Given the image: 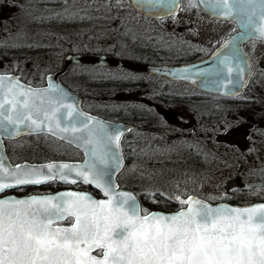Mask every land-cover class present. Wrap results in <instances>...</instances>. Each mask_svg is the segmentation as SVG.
<instances>
[{
    "label": "snow or ice",
    "instance_id": "6c2138e0",
    "mask_svg": "<svg viewBox=\"0 0 264 264\" xmlns=\"http://www.w3.org/2000/svg\"><path fill=\"white\" fill-rule=\"evenodd\" d=\"M62 2V11L48 10L50 15L37 20L62 23L85 18L81 10L71 9L68 0ZM148 2L162 6L175 22L179 0ZM201 4L216 18L235 22L241 32L223 43L212 68L197 75L219 87L224 86L219 78L226 72L232 89L225 94L239 96L237 89L246 86L245 75L250 77L252 68L239 42L264 40V0H189L187 8ZM120 6V0H107L109 11ZM69 99L51 78L47 88H33L17 77L0 75V129L10 137L20 135L21 126L29 134L46 132L83 148L85 154L80 164L15 167L6 165L0 155V194L59 181L92 185L104 197L67 191L0 198V264H264V203L213 207L184 194L170 197L181 206L174 213L142 209L137 196L120 191L114 179L123 167V131L78 110ZM156 195L144 193L153 203Z\"/></svg>",
    "mask_w": 264,
    "mask_h": 264
},
{
    "label": "flooded vegetation",
    "instance_id": "af4514ba",
    "mask_svg": "<svg viewBox=\"0 0 264 264\" xmlns=\"http://www.w3.org/2000/svg\"><path fill=\"white\" fill-rule=\"evenodd\" d=\"M185 1L182 0L181 8ZM63 9L62 0H0V74H14L28 82L30 77L36 76L37 72L33 67L24 68L22 62L16 63L11 59L24 53L29 54L30 58L43 53L45 57H49L48 54L50 57L61 55L64 62V32L56 35L50 32L45 37L55 21L37 20L38 17L50 15L48 10ZM130 10L136 18L115 17L108 23L113 29L112 37L124 35L123 43L113 41L109 47L104 45L101 49L83 50L77 45L76 49L67 52L110 54L142 64L174 66L201 60L220 45L218 43L208 48L209 45H204L207 40L185 35L182 27L178 29L173 26L175 24L172 17L160 19L138 13L133 7ZM55 23L64 29V22ZM97 24L88 25L90 29H95ZM26 25L32 33L26 30ZM77 25L83 26V23L78 21ZM188 25L192 27L193 22ZM245 47L252 73L239 96L216 93L186 81L116 65L74 64L60 79L80 92V104L86 111L131 126V131L128 129L123 133L121 142L125 157L124 169L142 163L138 158L141 153L147 158L143 163L149 166H166L168 162L175 164L174 161L181 158V152H189V162L205 168L209 173L205 180L225 185L226 190L222 193L215 192L213 200L221 199L232 203L264 201V40L249 39L245 42ZM63 62L44 71V78L34 80L33 84H45L46 74L57 71L63 66ZM77 66L95 69L92 77L85 82L92 84L91 86L79 85L69 80L77 79L73 73V68ZM127 75H134L139 79L120 78ZM26 136L32 137L25 138L24 143L28 141L29 145L23 144V147L33 150L36 148L35 134L23 137ZM52 144L63 149L64 159L83 158L82 149L67 141ZM6 147L8 149L7 145ZM13 148L16 153L20 146ZM182 158L185 159L184 156ZM214 171H217L216 175L219 177H212ZM230 187L234 188L229 190ZM85 188L88 187L80 182L73 185L57 181L41 186H23L14 191L18 194H45L61 189ZM130 188L136 191L142 209L149 211L148 207L156 208L154 206L164 201L174 203L173 206L179 205L170 199L172 195L161 190ZM145 192L157 193V202L146 199ZM159 193H163V196Z\"/></svg>",
    "mask_w": 264,
    "mask_h": 264
},
{
    "label": "rangeland",
    "instance_id": "374dc122",
    "mask_svg": "<svg viewBox=\"0 0 264 264\" xmlns=\"http://www.w3.org/2000/svg\"><path fill=\"white\" fill-rule=\"evenodd\" d=\"M106 3L107 1L105 0H68V5L71 6V9L74 11L81 10L80 14L85 18L83 20L77 18L74 21L64 22V29L58 23L54 22L50 31L45 34V37L49 35L50 32L53 35L64 32V55L70 49H76L77 45H80V50H83V48L101 49L104 45L109 47L113 41L123 43V41H125L124 35H115L112 37L113 29H111L112 27L108 23L115 17L136 18V15L130 13L131 0H120L121 6L112 7L111 11L106 7ZM188 3L189 0H186L184 7L175 14V22L173 21L175 25L173 26L178 29L182 27L185 35L207 40V44H204L206 47L209 45L208 48H212L215 44L220 43L224 38L236 30L235 23L213 19L204 13L200 6L195 9H188ZM78 21L82 22L83 26L77 25ZM95 22L98 23L95 29H90V25L88 24H94ZM190 22H193L192 27L188 25ZM25 28L29 33H32L28 25H26ZM48 56L49 57H45L43 53L34 56V58H30L31 56H29V54L24 53L22 56L12 57L11 59L16 63L22 62L23 65H25L24 68L26 67L29 69L33 67L35 69V72H37L35 74L36 76L28 79L29 82L33 83L34 80L39 81L44 78V71L53 69L63 61L61 55L50 57L48 54ZM5 61L8 62V59H5ZM94 71L95 69L88 66L75 68L73 73L77 79L71 80L79 83V85L91 86L92 84H87L85 82L92 77ZM25 75L26 73L23 76ZM24 144L29 145L28 141ZM217 145L221 147L219 144ZM222 147H224V145ZM32 152V149H27V147L24 148L22 145L17 149L14 159L29 160L32 157L39 158L43 153L42 149L39 148V156ZM180 154L181 158L174 161L175 164L168 162L166 166H164V164L149 166L146 163H140L136 166L129 165L133 170H131L130 167H126L118 177L123 184L131 185L138 190H161L172 196L195 193L212 197L216 193H222L225 189L224 184H219L217 181H211L209 183L204 179L209 175L207 170L192 165V162L188 160L189 152H181ZM183 156L185 159L182 158ZM138 158L143 162L147 160L142 153L138 155ZM39 159H42V157ZM214 172L215 174H213L212 177L218 174L217 171ZM216 177H219V175H216ZM233 188L234 187H230L228 189L232 190Z\"/></svg>",
    "mask_w": 264,
    "mask_h": 264
},
{
    "label": "water",
    "instance_id": "95a60500",
    "mask_svg": "<svg viewBox=\"0 0 264 264\" xmlns=\"http://www.w3.org/2000/svg\"><path fill=\"white\" fill-rule=\"evenodd\" d=\"M131 1H132L133 6L138 10V12L140 11V12H142L144 14H147V15L153 16V17L167 16L164 8L162 6H160V5H158V4L149 3L148 0H131ZM179 6H180V0H179ZM201 6L210 15H212V13H211V11L209 9H206L204 7V5H202V4H201ZM213 17H215V16H213ZM220 19H223V18H220ZM240 32H241V29L238 26V30L234 34H232L230 37H228L225 41L229 40L232 37L237 36ZM246 40L247 39H244L243 41L239 42V48L241 50V54H246L248 60L250 61L249 56H248V54L246 52V49L244 47V42ZM223 43L214 52H212L210 55H208L207 57H204L201 60H198V61H195V62H192V63H186L184 65L180 64V65H174V66H172V65L142 64V63H139V62L131 61V59L130 60L119 59V58H116V57H114L112 55H107V54H95V53L67 54L65 56V58H64L63 67L60 68L59 70H57V72L50 73V74L47 75V84H44L42 86H37V85H33V84H30V83H27V82L25 83V81L21 80L20 78H19V80H20V83H22L24 85H27V86H31L33 88H47L48 82H49V78H51L52 83L54 85H58L68 95V97L70 98L68 102H74L75 106L78 108V110L86 113L87 115H90V116L98 118L99 120H101V121L105 122L106 124L110 125L112 128H119V129H121V131H123V133H125L131 127L129 124L107 120V119L101 118L100 116H97V115H94V114H90L89 112L85 111L81 107V104H80L81 103V95L78 94L79 92L70 89L65 84H62V81L60 80L59 76L62 73H64L68 69V67L70 65H72V64L121 65L123 67L130 68V70L131 69H134V70H141L142 69V70L150 71L152 73H156V74H160V75H163V76L170 77L171 79L184 80V81H187V82L191 83L192 85L198 86L199 88H203V89L210 90V91H213V92H217V93H220V94H225L226 92H228V91H230L232 89V85L227 83V80H226L227 73L226 72L224 73V76L219 78V79H221L224 82V86H219V87L217 86V84L211 82V79L209 80L208 83H204L203 82L204 78L197 75V73L201 72L202 70L208 69V68H212L214 66V64L216 63V59H215L216 53L219 50H221V46L223 45ZM225 51H227V50H225ZM185 69H188L189 71L188 72H184ZM251 73H252V68H251ZM0 75H3V74H0ZM4 75L14 76V74H6V73ZM14 77L18 78V76H14ZM185 77H188V78H185ZM249 78L250 77L246 73L245 79H246L247 82H248ZM243 88L244 87H240V88L237 89V91L240 92ZM225 95H231V94H225ZM21 129H22V131H21L20 135L13 134L11 137L9 136L8 132H5L3 129H0V155H2L5 158V164L6 165L11 164L13 167H15V165H17V164L44 165V164H48V163H57V164H60V163H70V164L83 163V161L85 159V154L83 156V159H81V160H63V159L51 160L50 159V161H46V162H30V160L29 161L25 160V161H21V162H17V163H12L11 161H9L10 159H9L7 153H6L4 139H6V138H16V137L18 138L19 136H22V135H25V134H29L28 130L24 129L23 126H21ZM42 133H46V132H42ZM32 134H34V133H32ZM121 140H122V138H121ZM73 145H75V144H73ZM75 147H77V146L75 145ZM80 149H82V151L84 153L83 148H80ZM121 149H122V146H121ZM122 153H123V151H122ZM123 165H124V155H123ZM118 172L116 173L115 176H117ZM114 179L116 181V184L119 187L117 178L114 177ZM90 186L95 188L92 185H90ZM10 190H13V189H9V190H6V191H10ZM119 190L120 191L131 192L134 195H136L134 191L129 190V189H125V188L119 187ZM67 191L88 193L91 196H93V198H95V199H103L104 198L102 194H101V196H97V195H94L93 193H91L90 191H84V190H80L79 191V190H74V189H63V190H59V191H57L55 193H52L50 195H56L58 193L67 192ZM2 194H0V198H3L4 196H13V197H16V198H25V197L30 196V195H21V194L17 195V194H14V193H9V194H6V195H2ZM33 195H45V194H33ZM191 195L197 197L198 199H201V200L205 201L206 203L211 204L213 207L218 206L220 204H226V205L231 206V207H244V206H254L256 204L264 203V202H255V203L246 204V205H244V204L243 205L231 204V203H226V202L211 203L210 201H208V200H206L204 198H201V197H199L197 195H193V194H191ZM137 199H138V197H137ZM138 203L140 204L139 199H138ZM178 210H180V209H178ZM178 210L170 211V213L167 212V211H160V210H155V211H151V212H161V213H165V214H171V213H174V212H176ZM64 226H67V224H64Z\"/></svg>",
    "mask_w": 264,
    "mask_h": 264
},
{
    "label": "trees",
    "instance_id": "16d2710c",
    "mask_svg": "<svg viewBox=\"0 0 264 264\" xmlns=\"http://www.w3.org/2000/svg\"><path fill=\"white\" fill-rule=\"evenodd\" d=\"M29 137H32V136H26V137H21L17 140H7L6 143H7V146H8V152L10 154V156L14 155V152L15 150H13V146L15 145L16 142H18L19 140H24L25 138H29ZM35 139L37 140V144L35 143L36 145V148L33 149V152L39 156V152H38V149L37 148H41L42 149V156H45V157H49V158H63L64 156L62 155L63 153V149L62 148H56V145L54 146L52 144V142H56V143H59L60 140L58 139H54V137H51V135H35ZM61 143L63 141H60ZM64 143V142H63ZM33 147V145H32ZM14 151V152H13ZM77 156V155H76ZM40 157V156H39ZM67 158V156H66ZM71 159H74V158H71ZM175 205L174 203H170L169 201H164L163 203H160L157 204V206H154L156 208H161V209H166V210H172V209H175L176 206H173Z\"/></svg>",
    "mask_w": 264,
    "mask_h": 264
}]
</instances>
